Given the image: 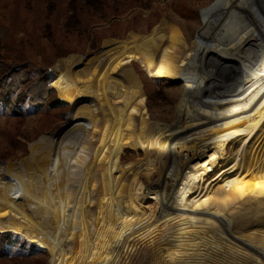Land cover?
I'll use <instances>...</instances> for the list:
<instances>
[{
	"label": "bare ground",
	"instance_id": "1",
	"mask_svg": "<svg viewBox=\"0 0 264 264\" xmlns=\"http://www.w3.org/2000/svg\"><path fill=\"white\" fill-rule=\"evenodd\" d=\"M204 13L191 45L164 18L53 63L72 121L0 161L1 230L49 248L50 264H264V0ZM134 61L183 79L173 123L152 118ZM126 148L145 157L124 162ZM222 161L223 185L201 187Z\"/></svg>",
	"mask_w": 264,
	"mask_h": 264
},
{
	"label": "rangeland",
	"instance_id": "2",
	"mask_svg": "<svg viewBox=\"0 0 264 264\" xmlns=\"http://www.w3.org/2000/svg\"><path fill=\"white\" fill-rule=\"evenodd\" d=\"M216 1L0 0V34L1 28L9 29L8 37L0 39V57L8 61L13 56L24 57L33 78L47 76L48 84L53 86L50 67L58 58L63 57L61 55L66 50H70L69 54L94 55L102 49L105 39H123L132 31L146 34L164 18L178 23L187 36L188 44L191 45L206 25L205 10ZM18 42H22V46ZM133 64L142 81L152 118L173 123L176 106L182 95L183 79L149 77L139 62L134 61ZM14 98L13 94L12 100ZM68 103L70 108L67 110V116L62 119L59 108L51 109L46 106L40 109L26 102L21 106L24 116H17L10 106L0 104V161L17 162L28 156L29 144L44 134L57 137L72 121L74 105ZM161 155H164L163 151ZM181 156L182 149L176 150L173 161L178 162ZM144 157L143 150L126 148L123 161ZM222 164L223 161L204 178L201 187L206 189L209 186V191H214L219 183L223 185V178L213 181ZM157 177L158 174L155 178ZM148 206L154 209L155 201L149 199ZM34 215L45 229L53 233L49 221L38 211H34ZM1 231L15 233L17 247L13 249L12 256L0 259V264H50L52 254L49 248L13 230L4 228ZM23 240L35 244L36 247L26 252L28 257L14 256L15 253L21 252L19 246Z\"/></svg>",
	"mask_w": 264,
	"mask_h": 264
},
{
	"label": "trees",
	"instance_id": "3",
	"mask_svg": "<svg viewBox=\"0 0 264 264\" xmlns=\"http://www.w3.org/2000/svg\"><path fill=\"white\" fill-rule=\"evenodd\" d=\"M8 30L1 28L0 39L3 40L4 37H8ZM20 43L22 46V42ZM69 52L70 50H66L61 56H65ZM10 59L8 61L0 57V104L10 106L17 116H24V113L21 112V106L26 102L40 109L46 106L51 109L59 108L61 111L60 119L65 118L70 104L58 97L57 90L48 84L47 76L33 78L31 71L28 70L27 60L22 56H13ZM13 94L15 95L14 100H12ZM16 237L17 235L12 231L0 230V259L12 256L13 249L17 247ZM27 245L30 247L27 248ZM19 247L21 252L15 253L14 256L23 258V256L28 257V251L30 252V249L36 246L23 240Z\"/></svg>",
	"mask_w": 264,
	"mask_h": 264
}]
</instances>
